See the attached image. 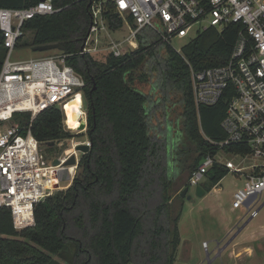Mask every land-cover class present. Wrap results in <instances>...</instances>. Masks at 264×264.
I'll return each mask as SVG.
<instances>
[{"label": "trees", "instance_id": "trees-1", "mask_svg": "<svg viewBox=\"0 0 264 264\" xmlns=\"http://www.w3.org/2000/svg\"><path fill=\"white\" fill-rule=\"evenodd\" d=\"M38 1L0 0V7H28ZM51 1L59 10L35 16L24 23V29L33 31L32 48L58 43L70 54L67 63L85 82L91 146L81 156L71 184L35 205L32 226L14 230L9 210L0 208V264H173L182 206L172 210L168 185L174 180L163 170L160 152L169 145L171 161L190 175L207 154L215 152L210 140L224 139L219 123L225 104L220 101L197 111L190 67L200 70L224 64L237 27L207 28L182 46L180 53L165 44L162 54L154 49L160 42L146 30L136 50L98 62L90 55L75 54L89 25L88 0ZM110 11L109 27H120L122 21ZM1 43L0 35V66ZM173 106L178 109L180 135L166 132L163 143L158 124ZM15 118L25 131L30 114L19 113ZM64 118L62 109L52 108L30 122L40 146L53 148L47 143L71 136L63 127ZM192 153L196 155L190 157ZM227 173L220 165L209 169L202 184L205 193ZM155 183L160 187L157 191L149 188ZM157 196L159 201L152 206Z\"/></svg>", "mask_w": 264, "mask_h": 264}, {"label": "built area", "instance_id": "built-area-1", "mask_svg": "<svg viewBox=\"0 0 264 264\" xmlns=\"http://www.w3.org/2000/svg\"><path fill=\"white\" fill-rule=\"evenodd\" d=\"M88 8L87 33L76 55L123 56L127 46H132L133 37L146 30L160 43L171 46L173 38H185L192 31L197 36L210 27L219 31L229 25L237 27L230 57L224 64L200 70L190 67L197 111L201 106L224 102L219 126L225 137L210 140L215 152L202 159L187 184L203 188L208 170L214 165L223 166L243 179L232 193V208L241 207L247 219L255 217L264 205V0H88ZM58 10L51 0L21 8L0 7L4 49L0 66V208L9 210L16 231L34 224L33 210L38 202L62 188L61 183L71 184L78 163H64L71 155L76 159L78 145L90 144L71 140V148L53 165V159L47 160L40 152L29 128L38 114L52 108L62 109L66 117L65 105L81 96L85 85L83 77L67 63L70 54L63 51L38 59L13 58L25 34L24 23ZM109 11L122 21L120 27H109ZM124 22L131 29L128 37L115 40L108 33L110 40L103 48L89 46L97 43L102 31L121 29ZM80 111L78 120L84 122V130L87 113ZM19 113L30 114L25 131L14 121ZM65 119L64 129L73 131ZM230 146L233 149L228 150ZM64 168L69 180L62 182L58 173Z\"/></svg>", "mask_w": 264, "mask_h": 264}, {"label": "rangeland", "instance_id": "rangeland-1", "mask_svg": "<svg viewBox=\"0 0 264 264\" xmlns=\"http://www.w3.org/2000/svg\"><path fill=\"white\" fill-rule=\"evenodd\" d=\"M130 27L127 23H123L121 29L102 31L98 36L97 43H92L89 46L103 48L107 42L110 40L107 37L109 33L115 40H122L128 37L130 34ZM33 34L32 30H27L21 40L18 42L14 52V59H29L36 57H47L49 55L59 53L61 50H47L42 52H36L31 47L21 46L20 43L23 40L31 39ZM196 32L192 31L185 38H173L170 41V45L177 51H179L182 46L188 43L189 40L196 36ZM140 34L132 39V46H127L126 53H129L138 48ZM128 45V42L126 43ZM134 44V46H133ZM165 44L162 43L154 45V49L157 53L162 54ZM1 54V50H0ZM92 59L98 62H105L107 55L103 53L100 55H91ZM76 98L69 101V103H74L77 106V112L80 109L87 113V102L84 96V92H81V96L77 95ZM81 105V106H80ZM66 112V109H65ZM65 123L73 131L70 132L71 136L61 139L59 142H54L53 148H48L43 145L40 146V152L47 160L56 159L58 157H63L64 152L71 148V140L79 142H89L90 140L87 136V125L84 130L78 129L79 121L74 125H69L67 120V112L65 117ZM14 121H17L16 118ZM169 125V131L166 128ZM158 126L161 129L162 142L165 143V137L167 133L170 136H179L181 130V122L178 115L177 107L173 106L169 109L166 118L161 120ZM167 132V133H166ZM167 144L162 147L160 152V163L163 166V170L167 169L168 178L170 180L169 192L172 194L171 205L172 210H176L178 207L182 206L181 217L178 221V231L180 241L177 246L176 256L173 264H264V205L258 212L256 217H253L240 231L233 237V233L237 232L236 228L240 227L247 216H244L243 209L232 208L231 199L232 193L236 188L242 185L243 179L236 177L233 173L228 172L209 192L205 193L204 196L198 197L195 195V186H190L188 193L185 197L180 196V192L184 188V184L188 179V171H182L174 161L170 159V147ZM76 163L79 162L82 152L76 150ZM196 154L192 153L190 157H194ZM171 161V164L167 165V162ZM191 158L187 161L189 164ZM168 166V168H167ZM155 178L157 173L150 174ZM162 178V177H161ZM159 177V179L161 180ZM157 183L151 185L150 189L157 191ZM70 184L68 182L61 183V187L58 190L66 189ZM159 185V182H158ZM157 189V190H156ZM57 190H54L55 193ZM158 193V192H157ZM190 196V199L187 197ZM155 201L151 204L156 205L159 201L158 196L154 199ZM234 228L233 233L228 237L229 241L232 237L233 239L228 243V245L221 250L219 255H217L216 244L220 242V246L223 245V236L228 229ZM238 241L239 245L243 244L250 248L249 253H242V256L235 258L232 254V243ZM225 243V242H224ZM225 246V245H224ZM241 247V246H239Z\"/></svg>", "mask_w": 264, "mask_h": 264}, {"label": "water", "instance_id": "water-1", "mask_svg": "<svg viewBox=\"0 0 264 264\" xmlns=\"http://www.w3.org/2000/svg\"><path fill=\"white\" fill-rule=\"evenodd\" d=\"M40 1H44V0H40ZM63 50V46L58 44V43H51V44H46V45H40V46H37L34 48L35 51H47V50ZM84 122L82 121L80 123V126L78 128V130H82L84 128ZM48 146H53L54 145V141H51L49 143H47ZM90 146H91V143L90 144H80L77 146V151H80L82 152L83 154L84 153H87L90 149ZM58 159H53L52 160V164L53 165H56L58 164ZM76 164V159H75V156L74 155H71L64 163L65 166H69V165H74ZM58 179L59 181H68L69 180V175H68V170L67 168H64L62 170L59 171L58 173ZM188 191V188L187 187H184L183 190L180 192V196L181 197H185L186 193ZM195 195L198 196V197H202L205 195V191L204 189L201 187V186H197L196 189H195ZM188 199H190V196L187 197ZM249 219H247L246 221L248 222ZM240 229L237 230V232L239 231ZM232 239H230L229 241L226 242V245H228V243L231 241ZM225 245V246H226ZM209 264V263H208Z\"/></svg>", "mask_w": 264, "mask_h": 264}, {"label": "crops", "instance_id": "crops-1", "mask_svg": "<svg viewBox=\"0 0 264 264\" xmlns=\"http://www.w3.org/2000/svg\"><path fill=\"white\" fill-rule=\"evenodd\" d=\"M27 31V30H26ZM26 31H25V33H26ZM29 43H30V39H27V40H23L21 43H20V45L21 46H25V47H31L30 45H29ZM35 48V47H34ZM34 48H32L31 47V49H33L34 50ZM35 51V50H34ZM36 52H42V51H36ZM38 58H40V57H34L33 59H38ZM29 59H32V58H29ZM20 60H24V59H20ZM215 187V186H214ZM258 215V214H257ZM256 215V216H257ZM255 216V217H256ZM252 218H250L249 220H248V222L251 220ZM246 220L244 221V223L240 226V227H237L236 229L238 230V229H242L243 227H244V225H246L247 223H248ZM234 228H230V229H228L227 230V232L225 233V235L223 236V245H221V247H219L220 246V242H218L217 244H216V247H217V255H219V253L221 252V250H223L227 245H226V242H227V240H228V237L230 238V235L233 233V230ZM236 230V231H237ZM240 231V230H239ZM238 231V232H239ZM238 232H235V234L233 233V237H235V235L238 233ZM232 236V235H231ZM233 237L231 238V239H233ZM225 242V243H224ZM224 245H226V246H224ZM232 247H231V250H232V254H233V256L237 259V258H239L240 256H242V253H249V250H250V248L248 247V246H245V245H243V244H241V245H239V243H238V241L236 240L235 242H233L232 244ZM239 246H241V247H239Z\"/></svg>", "mask_w": 264, "mask_h": 264}, {"label": "bare ground", "instance_id": "bare-ground-1", "mask_svg": "<svg viewBox=\"0 0 264 264\" xmlns=\"http://www.w3.org/2000/svg\"><path fill=\"white\" fill-rule=\"evenodd\" d=\"M76 98V97H74ZM73 98V99H74ZM65 109L67 112V120L69 125H74L76 124L79 120L80 112H77V106L74 103H69L65 105ZM80 124L78 125L79 128ZM73 171V168L71 169Z\"/></svg>", "mask_w": 264, "mask_h": 264}, {"label": "flooded vegetation", "instance_id": "flooded-vegetation-1", "mask_svg": "<svg viewBox=\"0 0 264 264\" xmlns=\"http://www.w3.org/2000/svg\"><path fill=\"white\" fill-rule=\"evenodd\" d=\"M184 187H187V188H188V190H189V187H190V186H184ZM187 193H188V191H187ZM187 193H186V194H187Z\"/></svg>", "mask_w": 264, "mask_h": 264}]
</instances>
